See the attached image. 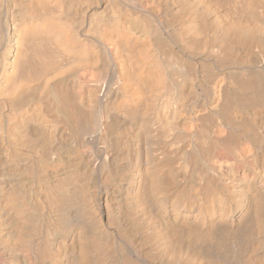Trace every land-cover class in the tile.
Returning <instances> with one entry per match:
<instances>
[{"label": "bare ground", "instance_id": "bare-ground-1", "mask_svg": "<svg viewBox=\"0 0 264 264\" xmlns=\"http://www.w3.org/2000/svg\"><path fill=\"white\" fill-rule=\"evenodd\" d=\"M0 264H264V0H0Z\"/></svg>", "mask_w": 264, "mask_h": 264}]
</instances>
